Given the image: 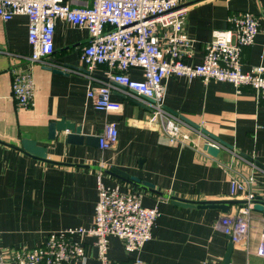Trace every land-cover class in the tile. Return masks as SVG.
<instances>
[{"label": "crops", "instance_id": "1", "mask_svg": "<svg viewBox=\"0 0 264 264\" xmlns=\"http://www.w3.org/2000/svg\"><path fill=\"white\" fill-rule=\"evenodd\" d=\"M77 3L84 4L85 0ZM181 3L187 10L183 30L191 40V57L184 58L187 63L201 62L213 30L229 29L232 15L249 12L258 19L259 32L253 45L242 51V68L264 65V0ZM27 25L25 16L6 22L0 19V142L18 147L20 139L35 140L47 147L49 159L68 165L47 164L0 143V252L33 249L51 233L88 228L97 201L96 177L100 175L105 186L138 193L142 206L159 212L150 240L138 252L127 253L122 241L110 237L107 254L112 264H222L228 239L215 224L245 204H231L229 211L222 213L218 209L178 207L171 204L170 197L193 201H246L250 193L264 197V102H258L246 87L171 77L164 81V109L195 123L230 148L209 138L211 146L219 150L213 157L203 149L205 140L198 135L195 140L200 149L171 145L157 124L147 123L152 102L144 98L125 99L114 93L112 98L123 105L120 113L94 108L86 92L103 81L104 67L92 73L86 70L80 54L89 40L85 29L57 21L53 53L42 62H30ZM23 72L34 81L33 105L26 109L17 108L11 96L13 74ZM130 75L141 78L137 70H131ZM60 119L81 127L83 135L94 137L103 133L105 124L114 123L116 142L100 150L84 143L66 145L60 134L49 141L48 125ZM112 167L151 183L160 194L108 175L106 171ZM249 177L253 181L244 191L230 195L232 178L246 181ZM250 216L247 249L234 244L228 264H264V257L255 253L263 212L252 209ZM93 243L92 237H84V257L72 264H100Z\"/></svg>", "mask_w": 264, "mask_h": 264}, {"label": "built area", "instance_id": "2", "mask_svg": "<svg viewBox=\"0 0 264 264\" xmlns=\"http://www.w3.org/2000/svg\"><path fill=\"white\" fill-rule=\"evenodd\" d=\"M182 0H0V19L10 21L25 16L28 21L27 41L31 47L30 62H42L54 50V30L57 21H64L85 29L89 40L81 48V59L89 73L103 66V81L90 87L86 96L96 110L120 113L122 103L112 98L114 93L131 97L148 98L150 114L146 121L157 124L165 141L200 149L196 135L211 145L210 137L200 129L187 126L162 106L164 81L171 77L198 78L226 82L235 88H249L258 102H264V65L242 68V51L253 45L259 32V21L254 14L242 12L228 19L230 28L213 30L206 44L202 60L187 63L191 57V40L184 33L186 7ZM131 70L141 74L131 77ZM11 96L17 108H30L34 101V81L29 73H14ZM98 147L106 150L117 139L114 123H107L98 137ZM102 177H96L97 201L93 221L88 228H70L51 233L46 241L33 249H13L0 252V264H72L84 257L81 245L84 237H92L100 264H112L108 257L110 237L122 241L127 253L138 252L151 238L159 212L142 206L138 193L123 191L119 186H105ZM246 181L230 180L229 193L245 190ZM253 194L236 213L219 218L215 228L230 236L233 245L247 249L250 231V211ZM264 216V214H263ZM256 255L264 257V218L259 226V243Z\"/></svg>", "mask_w": 264, "mask_h": 264}, {"label": "water", "instance_id": "3", "mask_svg": "<svg viewBox=\"0 0 264 264\" xmlns=\"http://www.w3.org/2000/svg\"><path fill=\"white\" fill-rule=\"evenodd\" d=\"M66 66H68V65H66ZM52 71L54 73H58V74L64 73L63 71H61L59 69H52ZM119 96L127 99L126 96H121V95H119ZM144 99L148 102H152L151 99H148V98H144ZM167 110L169 112H172L169 109H167ZM172 113H173V115H177L174 112H172ZM177 116L181 121H183L184 123H186L190 127L194 128V129H199L198 125H196L195 123L189 121L188 119L182 117L181 115H177ZM200 130L203 134H205V135L209 136L210 138L218 141L222 145L230 148V145H227L223 141L212 136L206 130H203V129H200ZM56 134H60V136H62L63 143L66 145H82L84 143L86 146L98 147V140H99L98 137L83 135L81 133V127L76 126L74 123H71V122L66 121L64 119H60L58 121H52L49 123L47 139L49 141H54ZM0 143L3 145H6V146L12 147L14 149H17L20 152L28 155L29 157H32L33 159H36L38 161H41V162H44L47 164L63 165V166L68 165L66 163H58L56 161H52L51 159H49L47 156V147L42 146V145H38L36 143V141L32 140V139H27V138L20 139L18 147L13 146V145H8V144L2 143V142H0ZM203 149L209 155H211L213 157L216 156L218 151H219L216 147L211 146V145H204ZM241 156L243 158L251 161L250 157H248L244 154H241ZM140 163H141V161H139V164ZM254 164L262 167V165L258 162H254ZM75 166L78 167L79 165H75ZM106 173L108 175L115 177L119 181L139 186L140 188H142L144 190H147L149 192H152V193H155L158 195L160 194L159 192H157L154 189V186L151 183H148L146 181H142V180L138 179L137 177L128 175L124 171H121L117 168L112 167L109 170H107ZM170 202L172 205L182 207V208H187V209H194V208H196V209H218L222 213H227L229 211V207L231 204L239 203V202H241L243 204L247 203V201H236V200L193 201V200L181 199L178 197H170ZM252 204H253L254 210L263 212V214H264V197H255V199L252 201ZM226 238L228 239V245L226 248V253L224 255L222 264H228L230 254H231L232 249H233V243L231 242L230 236H226Z\"/></svg>", "mask_w": 264, "mask_h": 264}]
</instances>
